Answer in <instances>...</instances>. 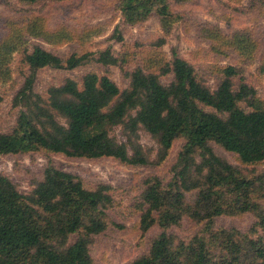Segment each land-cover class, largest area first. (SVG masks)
Wrapping results in <instances>:
<instances>
[{
  "label": "trees",
  "instance_id": "16d2710c",
  "mask_svg": "<svg viewBox=\"0 0 264 264\" xmlns=\"http://www.w3.org/2000/svg\"><path fill=\"white\" fill-rule=\"evenodd\" d=\"M19 1L35 5L44 0ZM190 1L120 0L118 9L128 25L159 19L163 36L152 44L151 53H161L180 17L172 4ZM201 30L216 53L226 55L231 49L252 59L259 49L248 32L225 36L212 24ZM11 33L0 40V79H9L19 52L29 75L15 98L20 108L17 124L11 133L0 135V155L43 152L71 159L111 158L137 168L164 163L182 139L170 180L151 176L144 181L139 229L144 234L155 227L162 231L149 252L130 264H264V172L248 171L264 163V101L245 82L241 68L218 66L220 82L212 90L177 51L172 60L150 56L131 67L130 47L119 28L113 36L123 47L119 54L109 46L97 54L76 51L60 56L31 40L61 46L76 38L75 31L59 27L51 32L45 18L35 17L25 29ZM93 63L120 67L130 79L129 88L121 91L108 76L89 72L81 82L68 78L52 86L46 100L35 91L42 69L71 71ZM168 75L173 80L165 85L161 78ZM119 127L126 142L112 135ZM141 129L159 145L156 163L140 142ZM213 145L235 156L239 164L217 155ZM113 193L108 184L88 189L79 176L52 163L27 194L0 174V264H93L91 245L110 226ZM245 214L256 218L248 232L215 228L219 217ZM185 218L204 224L203 232L190 240L168 232Z\"/></svg>",
  "mask_w": 264,
  "mask_h": 264
},
{
  "label": "rangeland",
  "instance_id": "374dc122",
  "mask_svg": "<svg viewBox=\"0 0 264 264\" xmlns=\"http://www.w3.org/2000/svg\"><path fill=\"white\" fill-rule=\"evenodd\" d=\"M120 0H44L35 5H27L19 0H0V40L9 36L14 28H26L35 17L45 18L47 30L53 32L59 27L75 31L76 38L61 46H53L38 39L46 49L60 56H67L76 51L99 53L109 46L116 54L122 52V45L113 36L119 28L124 43L130 47V66L141 64L140 59L162 55L172 60L177 51L196 69L201 80L208 87L216 90L219 78L216 74L218 66L233 65L244 72L245 82L256 89L258 96L264 101V1L242 0L234 3L229 0H192L185 4H172L175 15L180 16L167 43L160 51L152 44L163 36L159 19L153 17L146 23L128 25L124 22L118 9ZM212 24L218 26L222 35L230 36L236 32H248L258 41L259 49L252 59L241 56L238 52L216 53L210 41L205 39L201 27ZM86 31H91L87 36ZM85 36V37H84ZM225 50V45H220ZM223 52V51H222ZM151 53V54H149ZM143 57V58H142ZM11 76L7 81L0 79V135L11 133L20 114L15 106V98L29 75V69L22 61L21 52L15 53L10 65ZM95 72L100 76H108L125 91L130 86L120 67H104L97 63L75 70H56L45 68L37 73L35 91L45 100L52 86H61L68 78L82 81L85 74ZM162 83L169 85L173 76H163ZM240 85L235 80V89ZM242 107L249 110L246 104ZM63 123L65 121L60 119ZM140 142L151 161L157 162L159 145L144 129L140 132ZM112 135L118 141L126 142L122 128H116ZM184 141L174 143L169 158L162 164L132 168L111 158L99 160L71 159L61 155L43 152L27 155H0V174L8 177L21 193H30L36 181L43 178L49 163L57 168L79 176L86 188L95 189L99 184H108L114 188L115 206L108 212L110 226L106 232L96 237L91 245L93 264H130L147 254L153 239L160 235L161 229L153 228L147 234L139 229L141 216L139 199L144 190V181L151 176H158L168 182L172 176L171 169L176 162ZM215 153L238 165L235 156L217 145H213ZM264 172V163L250 167L248 171ZM256 218L252 214L242 216H222L216 219L215 228H235L248 232ZM204 224H197L188 218L171 228L168 232L183 240H190L203 232ZM74 239H72L73 241Z\"/></svg>",
  "mask_w": 264,
  "mask_h": 264
}]
</instances>
